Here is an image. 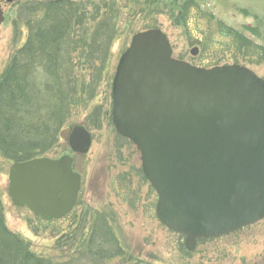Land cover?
I'll return each mask as SVG.
<instances>
[{"label":"rangeland","instance_id":"374dc122","mask_svg":"<svg viewBox=\"0 0 264 264\" xmlns=\"http://www.w3.org/2000/svg\"><path fill=\"white\" fill-rule=\"evenodd\" d=\"M42 1L0 0L5 15L0 25V78L28 39L29 29L18 22L21 7ZM72 1L83 3L90 17L97 14L96 21H88L86 27L91 38L97 31V49L103 52L97 56L96 73L89 75L93 84L89 102L70 114L61 131L63 140L49 153L55 159L73 157L74 170L82 175L79 201L70 217L53 221L15 206L8 193L14 162L0 153V205L7 228L26 241L38 264H264V220L227 236L198 240L196 250L188 251L185 236L159 220L158 194L145 178L141 154L117 133L112 122V83L119 60L133 36L150 29L167 36L177 60L205 69L240 65L264 80V0ZM185 5H193L186 23ZM225 27L243 34L252 46L236 48L232 38L220 33ZM194 48L199 50L197 55L191 53ZM56 72L64 75L62 69ZM78 126L92 136L85 155L74 154L68 144L71 131ZM86 213L87 234L101 215L114 232L110 238L102 230L105 240L101 237L99 243L97 238L90 252L80 243L66 242L71 233L80 240L83 233L75 220Z\"/></svg>","mask_w":264,"mask_h":264},{"label":"water","instance_id":"95a60500","mask_svg":"<svg viewBox=\"0 0 264 264\" xmlns=\"http://www.w3.org/2000/svg\"><path fill=\"white\" fill-rule=\"evenodd\" d=\"M112 105L117 133L136 146L158 194L159 220L185 236L188 251L196 250L198 240L264 220V80L252 70L205 69L177 60L167 36L151 29L135 34L121 56ZM92 142L83 126L68 138L71 152L79 155L88 154ZM81 188L70 155L10 168L13 204L46 220L70 214Z\"/></svg>","mask_w":264,"mask_h":264},{"label":"trees","instance_id":"16d2710c","mask_svg":"<svg viewBox=\"0 0 264 264\" xmlns=\"http://www.w3.org/2000/svg\"><path fill=\"white\" fill-rule=\"evenodd\" d=\"M192 6L183 9L185 23ZM20 11L18 22L29 29L28 39L0 78V153L14 163L49 157L63 140L66 120L92 96L89 75L96 73L97 56L103 53L97 49V31L91 38L86 27L88 21H96L97 14L90 17L83 3L44 0L24 4ZM224 30L220 33L232 38L236 48L252 46L243 34ZM59 69L64 75L56 72ZM87 213L74 219L83 233L80 240L71 233L66 242L80 243L90 252L97 245V223L87 234ZM36 259L26 241L7 228L0 205V264H38Z\"/></svg>","mask_w":264,"mask_h":264},{"label":"flooded vegetation","instance_id":"af4514ba","mask_svg":"<svg viewBox=\"0 0 264 264\" xmlns=\"http://www.w3.org/2000/svg\"><path fill=\"white\" fill-rule=\"evenodd\" d=\"M74 210H75V208H74ZM74 210H73V212H74ZM73 212L71 214H69L68 216L70 217L73 214ZM73 217H74V215L71 218H73ZM73 219H75V218H73ZM102 230H104L106 233H108L110 235V238H111V236L112 237L114 236V232L112 231V228L108 227V225L106 223L105 216L101 215L99 220L97 221V238H98L99 243H100V238L102 237V232H103ZM68 234H64V235H68ZM101 239L105 240L103 237Z\"/></svg>","mask_w":264,"mask_h":264}]
</instances>
